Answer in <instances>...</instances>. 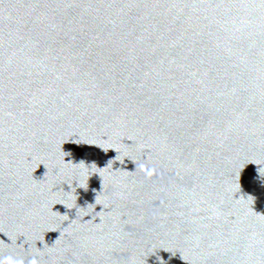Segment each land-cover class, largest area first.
Masks as SVG:
<instances>
[{"label": "water", "instance_id": "water-1", "mask_svg": "<svg viewBox=\"0 0 264 264\" xmlns=\"http://www.w3.org/2000/svg\"><path fill=\"white\" fill-rule=\"evenodd\" d=\"M0 264H264V0H0Z\"/></svg>", "mask_w": 264, "mask_h": 264}]
</instances>
